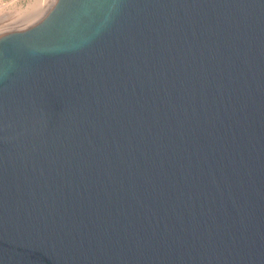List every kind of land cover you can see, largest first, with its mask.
I'll use <instances>...</instances> for the list:
<instances>
[{"label": "water", "instance_id": "95a60500", "mask_svg": "<svg viewBox=\"0 0 264 264\" xmlns=\"http://www.w3.org/2000/svg\"><path fill=\"white\" fill-rule=\"evenodd\" d=\"M0 264H264V0L1 35Z\"/></svg>", "mask_w": 264, "mask_h": 264}, {"label": "rangeland", "instance_id": "374dc122", "mask_svg": "<svg viewBox=\"0 0 264 264\" xmlns=\"http://www.w3.org/2000/svg\"><path fill=\"white\" fill-rule=\"evenodd\" d=\"M50 4H51V0H0V18H6L8 19L7 22L11 23V25L6 27L5 32L8 33V32H13L15 30L16 31L24 30L26 28L35 25L44 17L43 15L46 14L47 10L48 11L50 10L49 9ZM34 14L35 16H37L36 17L37 21L36 19H33V21L31 22L29 21V24L28 22L26 23V20H28L27 18H29L30 16H34ZM10 18L12 20H15L13 24L12 22L9 21L11 20ZM18 20H22V21L20 22ZM14 25L17 27H15Z\"/></svg>", "mask_w": 264, "mask_h": 264}, {"label": "bare ground", "instance_id": "6f19581e", "mask_svg": "<svg viewBox=\"0 0 264 264\" xmlns=\"http://www.w3.org/2000/svg\"><path fill=\"white\" fill-rule=\"evenodd\" d=\"M57 1L58 0H51V4H50V7H49V9L51 10L52 8L51 7H54L55 6V4L57 3ZM48 9V8H47ZM50 10L48 11L47 10V12H46V14L45 15H43L44 17L50 12ZM25 17H26V15H25ZM36 17L37 16H35V14H34V16H30L29 18H27L28 20H26V23L28 22V24H29V21L31 22V21H33V19H36ZM43 17V18H44ZM42 18V19H43ZM11 19V18H10ZM23 19H24V17H23ZM7 20L8 19H6V18H0V36L2 35V34H4V33H7V32H5V29H6V27H8L9 25H11V23H8L7 22ZM10 22H12V24L15 22V20H9ZM16 21H17V19H16ZM18 21H22V20H18ZM36 21H37V19H36ZM19 22V23H20ZM24 22V21H23ZM35 22V21H34ZM8 23V24H7ZM38 23V22H37ZM27 24V25H28ZM20 25V24H19ZM26 25V24H25ZM15 26V25H14ZM23 26H24V24H23ZM13 27V26H12ZM15 27H17V26H15ZM8 30H10V29H8ZM16 31V30H15Z\"/></svg>", "mask_w": 264, "mask_h": 264}]
</instances>
